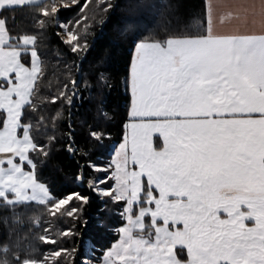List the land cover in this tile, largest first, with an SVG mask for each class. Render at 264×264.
<instances>
[{"label":"snow or ice","instance_id":"obj_1","mask_svg":"<svg viewBox=\"0 0 264 264\" xmlns=\"http://www.w3.org/2000/svg\"><path fill=\"white\" fill-rule=\"evenodd\" d=\"M32 2L45 39L32 32L0 41V210L43 207L49 218V235L29 264H77L79 249L68 245L94 200L99 229L116 236L95 264H264V30L214 34L210 3L193 16L154 0L151 20L124 19L116 39L131 50L128 108L123 137L101 163L95 150L111 132L78 114L98 95L94 118L111 121L105 102L115 84L101 58L84 65L95 23L103 27L121 4ZM127 4L145 7L144 0ZM67 10L76 15L62 21ZM243 12L264 28V0ZM53 79L52 105L63 102L66 118L58 135L38 139L26 109L38 83ZM74 118L86 134L77 136ZM61 153L75 168L55 171L82 191H53L47 173Z\"/></svg>","mask_w":264,"mask_h":264},{"label":"trees","instance_id":"obj_2","mask_svg":"<svg viewBox=\"0 0 264 264\" xmlns=\"http://www.w3.org/2000/svg\"><path fill=\"white\" fill-rule=\"evenodd\" d=\"M117 2L121 4V7L105 17L108 22L103 27L99 23H95L92 28V34L88 36L91 51L84 65L87 68L99 57L111 72L115 89L107 98L105 107L113 114L114 118L107 122L103 119L97 120L94 118L96 107L101 103L98 95L85 101L78 114L81 118H86L94 128H102L111 132L112 140L108 141L104 148L95 150L97 153H102V155L93 158L101 163L111 158L113 142L118 143L123 137L122 119L126 118L128 108L123 79L131 59V50L126 41L116 39L117 30L123 26L122 21L126 18L143 16L146 20H151L153 16V12L148 5L152 4L154 0H144L145 7L141 9L130 8L127 0H117ZM170 2L174 8L177 5L179 6L180 13L193 16L200 14V4L206 6L205 0H170ZM97 3H99V0H97ZM39 10L40 6L37 4L2 8L0 18L4 23L8 37H21L24 33L36 32L38 39L43 41L45 35L38 31L41 25L36 22V14ZM75 15L74 10L62 11L60 19L62 21L68 20ZM131 34V32L128 33L129 36ZM16 43L18 42L13 40V44ZM51 44H58L55 36H52ZM63 47L61 45L62 49ZM68 63L71 64V60ZM60 79L63 80L66 77L60 76ZM57 90L58 84L53 79L51 82L38 83L36 90L32 93L30 106L26 109V112L31 116V131L38 139H50L53 133L58 135L62 130V122L66 118V108L63 102L53 106L51 101L52 95L58 96ZM89 109L91 110L89 111ZM73 123L77 125V136L86 134L85 129L79 126L77 119L74 118ZM45 129L48 131L46 137L44 136ZM57 167H63L65 173H67L73 171L75 165L63 153L59 154L53 161L47 173L53 191L59 195H67L71 191H82L72 183L70 177L66 176L65 173L55 171ZM95 207L94 200L92 208L83 213V217L76 227L77 235L73 243L68 245L70 248L76 247L79 249L78 253L75 254L77 264H83L85 259L91 260L95 264L96 260L103 257L104 252L111 247L116 239L115 232L110 228L104 231L99 229L94 211ZM48 221V213L43 207L28 208L19 215L0 210V264H26L37 258L41 248L40 237L49 235V233L43 231ZM112 223L118 225L116 220H112ZM37 225H39L38 228ZM51 234L54 235L55 233ZM46 247L52 248L53 246L48 245Z\"/></svg>","mask_w":264,"mask_h":264},{"label":"crops","instance_id":"obj_3","mask_svg":"<svg viewBox=\"0 0 264 264\" xmlns=\"http://www.w3.org/2000/svg\"><path fill=\"white\" fill-rule=\"evenodd\" d=\"M259 0H205L210 3V15L212 18V30L214 34L225 35L239 32H256L264 30L258 23H254V17L249 14L245 17L243 8H251L253 3ZM8 7L0 0V9ZM234 13L229 16L228 13Z\"/></svg>","mask_w":264,"mask_h":264},{"label":"rangeland","instance_id":"obj_4","mask_svg":"<svg viewBox=\"0 0 264 264\" xmlns=\"http://www.w3.org/2000/svg\"><path fill=\"white\" fill-rule=\"evenodd\" d=\"M2 2L4 5H6L8 7L35 4L32 2V0H2ZM0 11H1V9H0ZM8 38L9 37H8V34L5 30L4 23H3L2 19L0 18V41H7ZM5 55H7V53H5ZM88 261H89V264H93L91 262V260H88ZM26 264H29V263H26Z\"/></svg>","mask_w":264,"mask_h":264}]
</instances>
